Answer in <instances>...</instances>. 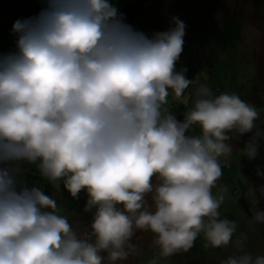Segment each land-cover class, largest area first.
I'll use <instances>...</instances> for the list:
<instances>
[{"label":"clouds","instance_id":"clouds-1","mask_svg":"<svg viewBox=\"0 0 264 264\" xmlns=\"http://www.w3.org/2000/svg\"><path fill=\"white\" fill-rule=\"evenodd\" d=\"M39 2L12 25L16 50L0 53V264H118L139 255L138 231L158 249L148 264L190 251L201 234L208 247L230 245L237 223L220 218L219 181L231 141L250 134L240 153L258 155L260 110L177 70L186 24L176 16L149 36L112 0ZM189 89L180 119L169 97L186 104ZM25 165L73 200L85 193L91 223L74 229L56 199L24 182ZM221 264L264 255L240 248Z\"/></svg>","mask_w":264,"mask_h":264},{"label":"rangeland","instance_id":"rangeland-1","mask_svg":"<svg viewBox=\"0 0 264 264\" xmlns=\"http://www.w3.org/2000/svg\"><path fill=\"white\" fill-rule=\"evenodd\" d=\"M134 29L151 36L155 32L174 27L173 16L186 24L184 50L176 67H187L188 78L195 77L208 84L215 95L221 92L240 93L248 96V103L261 112L264 119V0H112ZM43 7L39 0H0V53L16 50L17 34L12 25L17 19L36 15ZM219 90V92H218ZM191 89L186 91L189 97ZM169 108L182 117L181 107L190 109L193 99L186 104L169 97ZM247 102V101H246ZM196 129L194 134H198ZM246 134L240 141H231L233 155L229 167L223 166L220 184L228 188L225 203L219 209L221 219L237 223V231L230 245L212 248L201 234L194 247L164 259L161 264H221L240 248L255 255H264V224L249 225L254 211H264V141L260 142L258 155L249 160L240 149L249 138ZM23 180L30 186L49 184L34 165H25ZM260 172L261 175L257 173ZM62 215L68 217L74 229L84 230L91 223V214L84 213L85 193L79 200L71 197L64 200L62 183L52 184ZM215 191V190H214ZM244 200L247 209L240 205ZM258 201V203H257ZM153 234L136 233L133 242L139 246V255L130 256L118 264H148L157 253L152 245Z\"/></svg>","mask_w":264,"mask_h":264},{"label":"trees","instance_id":"trees-1","mask_svg":"<svg viewBox=\"0 0 264 264\" xmlns=\"http://www.w3.org/2000/svg\"><path fill=\"white\" fill-rule=\"evenodd\" d=\"M135 27H136V26H134V28H135ZM218 92H219V90H218ZM234 93H235V92H234ZM235 94H237V95L240 96V93H239V92H237V93H235ZM240 98L243 99L244 96H240ZM181 111H182L181 114H182V116H183V114H184L187 110H186L185 108L181 107ZM180 119H182V117H181ZM224 166L228 168V167H229V163L224 164ZM25 175H26V174H25ZM25 175H24V176H25ZM40 187L43 189V191L45 192V194H47V195H49V196H51L52 193H54L52 183H49V184H42ZM63 197H64V200H65L66 198H69V197H70L69 194H68L65 190L63 191ZM240 205H241L244 209H247L246 204H245V202H244L243 199H241V201H240Z\"/></svg>","mask_w":264,"mask_h":264},{"label":"crops","instance_id":"crops-1","mask_svg":"<svg viewBox=\"0 0 264 264\" xmlns=\"http://www.w3.org/2000/svg\"><path fill=\"white\" fill-rule=\"evenodd\" d=\"M242 100H244V101H249V97L248 96H244V98L242 99ZM186 110H188V109H186Z\"/></svg>","mask_w":264,"mask_h":264}]
</instances>
